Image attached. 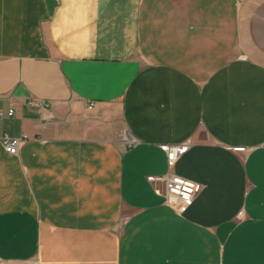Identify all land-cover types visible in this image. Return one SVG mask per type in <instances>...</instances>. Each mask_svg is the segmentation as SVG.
<instances>
[{
    "label": "crops",
    "instance_id": "1",
    "mask_svg": "<svg viewBox=\"0 0 264 264\" xmlns=\"http://www.w3.org/2000/svg\"><path fill=\"white\" fill-rule=\"evenodd\" d=\"M0 112V264H264V0H0Z\"/></svg>",
    "mask_w": 264,
    "mask_h": 264
},
{
    "label": "built area",
    "instance_id": "2",
    "mask_svg": "<svg viewBox=\"0 0 264 264\" xmlns=\"http://www.w3.org/2000/svg\"><path fill=\"white\" fill-rule=\"evenodd\" d=\"M30 104H36L31 100ZM93 103L89 104V108L93 107ZM14 114L13 109H10L7 116ZM3 113L0 112V117H3ZM25 137L10 138L6 135L2 136V144L4 149L10 154H16L19 150V146ZM187 149V146H162V150L167 155V170L162 174L149 175L146 177L147 181L154 185L156 193L164 196L166 202L172 205L179 213H184L186 209L193 203L196 196L202 190L200 183L182 177L172 172V168L175 165L178 157ZM236 151H244V147L234 148Z\"/></svg>",
    "mask_w": 264,
    "mask_h": 264
},
{
    "label": "rangeland",
    "instance_id": "3",
    "mask_svg": "<svg viewBox=\"0 0 264 264\" xmlns=\"http://www.w3.org/2000/svg\"><path fill=\"white\" fill-rule=\"evenodd\" d=\"M124 132H125L124 129H122L121 127L119 128L117 132V141L121 146L125 145L127 142L124 137V134H125Z\"/></svg>",
    "mask_w": 264,
    "mask_h": 264
}]
</instances>
